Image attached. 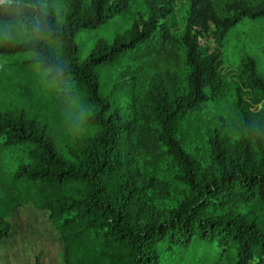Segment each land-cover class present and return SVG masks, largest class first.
Masks as SVG:
<instances>
[{
	"label": "trees",
	"instance_id": "1",
	"mask_svg": "<svg viewBox=\"0 0 264 264\" xmlns=\"http://www.w3.org/2000/svg\"><path fill=\"white\" fill-rule=\"evenodd\" d=\"M43 1L0 2V59L34 56L1 67L26 79L34 97L58 84L72 85L62 96L64 112L57 117L63 124L90 125L95 131L78 153L70 150L68 156L47 120L0 105V241L12 231L9 216L32 202L50 211L65 243V264H160L162 245L197 249L214 243L222 254H234L235 264H264V223L222 212L240 205L264 209V109L256 112L239 97L235 116L247 136L227 143L215 134L210 140L213 165L207 168L175 137L180 122L210 100L207 90L217 78L216 58L203 52L199 37L212 30L225 35L245 17L264 18V5H232L235 12H227L214 0H188L190 15L179 39L159 23L168 16V9L159 8L147 19H136L127 38L102 42L80 61V32L104 26L133 0H91L89 7L82 0H66L62 21L45 11ZM20 28L57 43L61 56L38 40L20 42L10 36ZM152 53L183 64L187 84L183 94L157 103L159 127L122 112L120 98L135 94L133 85L117 87L106 80L123 58ZM253 66L252 85L264 92V79ZM19 145H28L31 160L11 172L6 153ZM138 149L156 164L170 157L179 169L177 179L190 191L164 220L149 216L142 202L148 178L133 155Z\"/></svg>",
	"mask_w": 264,
	"mask_h": 264
},
{
	"label": "rangeland",
	"instance_id": "2",
	"mask_svg": "<svg viewBox=\"0 0 264 264\" xmlns=\"http://www.w3.org/2000/svg\"><path fill=\"white\" fill-rule=\"evenodd\" d=\"M90 1L82 0L83 6L89 7ZM214 1L227 12H235L230 7L232 5L251 8L264 5V0ZM43 7L45 11L52 12L58 21L64 20L68 10L66 0H44ZM159 8L168 9V16L160 17L159 23L169 26L171 33L179 39L190 15L188 0H133L123 13L111 18L104 26L80 32L77 37L79 60H85L91 50L102 42L111 43L116 37L127 38L136 19L140 16L147 19ZM10 36L20 42L38 40L47 45L53 54L61 56L59 45L36 31L20 28L10 31ZM199 43L204 53L216 58V82L207 90L210 100L199 111L180 122L175 137L188 153L196 157L201 167L207 168L213 165L210 140L215 134L227 143L247 136L235 116L239 97L245 104H251V109L256 112L264 109V92L253 87L251 69L254 65V72L264 79V18L245 17L225 35L212 30L200 36ZM33 57L26 53L0 59V105L11 111L24 109L31 117L37 115L47 120L61 151L68 156L71 155L70 150L78 153L81 145L92 137L95 130L90 125L63 124L57 117L64 112L60 110L62 96L72 89V85L58 84L55 90L45 92L42 97H34L33 86L26 79L1 67L29 61ZM13 68L18 70L19 66ZM113 69L112 74H107V84L112 83L117 87L131 84L135 89V94H122V112L154 127H159L157 103L165 97L168 100L174 99L187 88L183 64L169 56L152 53L138 59L125 57L113 65ZM28 150V145H19L7 151L6 164L9 171L30 162ZM133 155L140 160L141 172L148 178L147 187L141 194L142 202L149 209V216L152 214L164 220L190 191L177 179L179 169L170 157L166 156L156 164L147 152L138 149ZM222 212L226 215L234 212L264 223V209L253 205H240ZM8 219L12 231L9 237L0 241V264H35L37 261L39 264H65V243L49 210L38 209L32 202H28L22 204ZM159 250L160 264H235L236 259L234 254H222V247L216 243L208 247L199 246L197 249L165 244Z\"/></svg>",
	"mask_w": 264,
	"mask_h": 264
}]
</instances>
